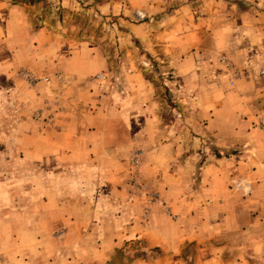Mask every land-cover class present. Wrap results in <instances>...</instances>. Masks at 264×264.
<instances>
[{"label":"rangeland","instance_id":"374dc122","mask_svg":"<svg viewBox=\"0 0 264 264\" xmlns=\"http://www.w3.org/2000/svg\"><path fill=\"white\" fill-rule=\"evenodd\" d=\"M0 4V42L9 41L0 46V264L16 263L14 255L32 264H161L176 233L178 175L164 170L161 143L138 133L115 188L108 164L64 167V67L102 70L95 79L115 100L130 74H142L150 114L172 122L185 111L182 86L192 99L197 85L242 76L240 49L252 60L261 51L250 69L264 79V0Z\"/></svg>","mask_w":264,"mask_h":264},{"label":"crops","instance_id":"0c3cea01","mask_svg":"<svg viewBox=\"0 0 264 264\" xmlns=\"http://www.w3.org/2000/svg\"><path fill=\"white\" fill-rule=\"evenodd\" d=\"M4 8L0 4V12ZM8 49L13 58L17 48ZM74 50L76 57L81 50ZM244 51L237 80L224 73L197 85L192 99L182 86L178 100L185 111L172 122L150 114L156 105L142 74H130L127 93L115 100L95 79L102 70L93 75L82 67H64V167L86 162L95 171L108 164L115 188L127 176L121 161L133 156L138 133L148 134L150 146L161 143L156 152L165 151L164 170L172 167L178 175L172 202L179 210L173 216L176 233L162 245L161 264H264V131L259 126L264 123V79L250 69L262 59L255 55L261 51H254L253 60ZM151 150L148 146L142 155ZM69 202L64 199V205ZM186 241L187 260L181 254ZM14 257L16 263L12 258L10 264H32Z\"/></svg>","mask_w":264,"mask_h":264},{"label":"built area","instance_id":"2783aa9c","mask_svg":"<svg viewBox=\"0 0 264 264\" xmlns=\"http://www.w3.org/2000/svg\"><path fill=\"white\" fill-rule=\"evenodd\" d=\"M259 126H260L261 130L264 131V123L260 122ZM134 159H135V158H134ZM134 159H133L134 163H135V162H138L137 159H136V160H134Z\"/></svg>","mask_w":264,"mask_h":264},{"label":"trees","instance_id":"16d2710c","mask_svg":"<svg viewBox=\"0 0 264 264\" xmlns=\"http://www.w3.org/2000/svg\"><path fill=\"white\" fill-rule=\"evenodd\" d=\"M14 1H19V2L30 1V2H32L33 0H14Z\"/></svg>","mask_w":264,"mask_h":264}]
</instances>
